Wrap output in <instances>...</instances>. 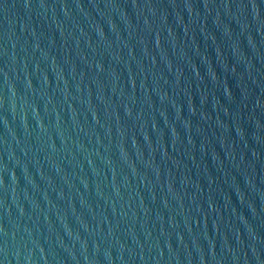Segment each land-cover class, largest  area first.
Wrapping results in <instances>:
<instances>
[{"label":"water","instance_id":"1","mask_svg":"<svg viewBox=\"0 0 264 264\" xmlns=\"http://www.w3.org/2000/svg\"><path fill=\"white\" fill-rule=\"evenodd\" d=\"M0 264H264V0H0Z\"/></svg>","mask_w":264,"mask_h":264}]
</instances>
